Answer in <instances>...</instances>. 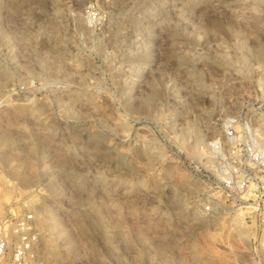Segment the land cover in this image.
<instances>
[{
  "label": "rangeland",
  "instance_id": "1",
  "mask_svg": "<svg viewBox=\"0 0 264 264\" xmlns=\"http://www.w3.org/2000/svg\"><path fill=\"white\" fill-rule=\"evenodd\" d=\"M226 125L264 144V0H0V220L44 264H264Z\"/></svg>",
  "mask_w": 264,
  "mask_h": 264
},
{
  "label": "built area",
  "instance_id": "2",
  "mask_svg": "<svg viewBox=\"0 0 264 264\" xmlns=\"http://www.w3.org/2000/svg\"><path fill=\"white\" fill-rule=\"evenodd\" d=\"M91 15L95 13L91 11ZM216 160L213 189L232 205L253 210V224L264 226V144L246 125L236 130L226 125L210 144ZM210 205H206L208 210ZM39 228L32 213L0 220V264H44L38 254Z\"/></svg>",
  "mask_w": 264,
  "mask_h": 264
},
{
  "label": "bare ground",
  "instance_id": "3",
  "mask_svg": "<svg viewBox=\"0 0 264 264\" xmlns=\"http://www.w3.org/2000/svg\"><path fill=\"white\" fill-rule=\"evenodd\" d=\"M202 138L201 137H198V141H200ZM25 178V177H24ZM26 179V178H25ZM24 180V179H23ZM199 199V198H198ZM203 201V200H202ZM197 205H199V204H197ZM54 227H56L57 229L59 228V226L57 227V225H55ZM58 230H60V229H58ZM54 253L56 254V251H54Z\"/></svg>",
  "mask_w": 264,
  "mask_h": 264
}]
</instances>
